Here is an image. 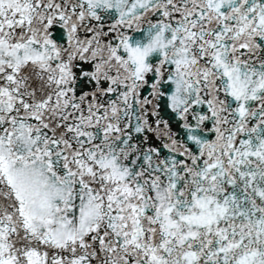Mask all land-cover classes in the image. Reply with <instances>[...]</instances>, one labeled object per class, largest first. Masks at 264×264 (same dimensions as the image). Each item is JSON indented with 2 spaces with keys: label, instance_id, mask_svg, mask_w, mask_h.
<instances>
[{
  "label": "snow or ice",
  "instance_id": "obj_1",
  "mask_svg": "<svg viewBox=\"0 0 264 264\" xmlns=\"http://www.w3.org/2000/svg\"><path fill=\"white\" fill-rule=\"evenodd\" d=\"M0 264H264V0H0Z\"/></svg>",
  "mask_w": 264,
  "mask_h": 264
}]
</instances>
